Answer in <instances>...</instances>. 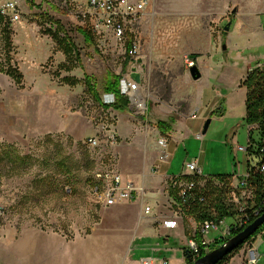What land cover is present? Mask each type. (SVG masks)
I'll use <instances>...</instances> for the list:
<instances>
[{
  "label": "rangeland",
  "instance_id": "1",
  "mask_svg": "<svg viewBox=\"0 0 264 264\" xmlns=\"http://www.w3.org/2000/svg\"><path fill=\"white\" fill-rule=\"evenodd\" d=\"M18 1L21 22L7 25L0 18V264L5 255L4 231L29 227L67 238L69 263L80 264L84 250L78 251L76 245L90 240L93 231L111 218L110 209L100 207L92 194V177L105 170L126 175L122 164L130 162L129 145L136 140L132 122L141 129V139L136 141L142 145L151 128L134 104L129 106V121L123 112L118 115L112 107L95 102L83 81L87 74L94 76L103 102L114 103L115 95L105 93L104 87L108 72L123 77L129 70V39L139 44L133 59L143 70L140 97L134 95L135 90L133 97L147 99L150 110L176 81L170 75L171 65L180 61L176 52L185 53L182 68L189 70L186 59L193 57L189 53H203L209 42L216 43L218 50L232 42L223 54V72L217 77L213 72L198 82L214 89L212 94L222 99L224 110L211 120L203 140L191 133L181 142L173 171L191 173L184 166L195 158L200 159L204 175L233 174L239 163L241 169L245 167L244 152L236 153L234 148L248 143L243 83L247 66L255 65L253 58L263 48H256V42L251 44L256 47H245L242 29L227 35L235 21V5L243 8L255 0H152L153 11L136 26L128 25L123 39L111 29L93 31L88 25L89 0ZM261 23L264 26V15ZM79 27L90 33L92 43L84 41ZM55 35H67L79 58L74 52L67 59ZM9 68L22 72L21 84L7 75ZM68 76L81 81L71 86L63 81ZM120 87L124 90L121 83ZM237 97L243 98L233 103ZM68 127L76 129L75 136ZM89 137H96L98 145L90 146ZM232 222L233 217H227L221 227ZM256 245L264 254V237L258 236ZM107 247L101 246L100 259ZM131 247L126 248L124 260Z\"/></svg>",
  "mask_w": 264,
  "mask_h": 264
},
{
  "label": "crops",
  "instance_id": "2",
  "mask_svg": "<svg viewBox=\"0 0 264 264\" xmlns=\"http://www.w3.org/2000/svg\"><path fill=\"white\" fill-rule=\"evenodd\" d=\"M235 7L238 8L237 11H234ZM235 7L233 8V13H236L235 21L227 36L236 33L237 29H242V41L245 47L263 48L261 54L254 57L253 61L255 63L263 61L264 26L261 23V16L264 15V0L252 1L243 8L240 4ZM153 9L154 3L145 15ZM252 42H256V46L251 45ZM231 46L232 42L228 41L226 48L221 47V50H218L216 43L209 42L206 43L203 53H189L196 59L197 66L202 72V77L198 80L190 76L189 70L182 68L185 53L176 52L175 57L180 58V61L172 64L170 68V75L176 81L171 84L170 93L159 98L154 109L150 110V103L146 99L148 113L144 117L148 119L151 130L147 132L146 141L142 145L141 142L136 141L141 139V129L136 128L132 122V136H135L136 140L129 147L131 146L133 154L130 156V162L122 164L126 176L145 189L144 200L152 207V211L145 215L144 206L139 199L116 203L113 206L99 204L100 207L110 209L111 218H108L101 228L93 231L90 240L76 245L78 251L84 250V257L80 260V264H141L142 259L146 257L153 258L155 264H165V260L168 261L167 264H188L191 255L188 252L187 240L200 220L195 213H191V216L188 215L186 218L175 217L174 211L180 208L179 191L190 179L191 173L174 172L173 159L178 146L184 139L191 137V133L199 139L198 135L202 134L206 120L208 118L214 120L221 114L217 113L216 109L220 107L222 99L212 94L214 89L211 86L209 89L207 82H198L204 76L208 79L213 72L216 77L219 72L220 74L223 72L225 69L223 54ZM250 63L247 66V73L252 64ZM243 87L246 90V106L248 90L246 86L243 85ZM241 99L233 98L232 102L239 103ZM223 110L222 108V112ZM115 112L118 115L122 114L119 110ZM123 113L130 121V112ZM158 121L171 123V130L163 134L156 126ZM134 129L137 130L136 135H133ZM69 130L73 136L76 135V129L68 127L67 131ZM202 136L204 139V134ZM158 137L159 140L166 138L169 141L166 149L162 147L159 140L157 142ZM164 151L169 152L171 156L165 162L160 161ZM210 178H213V175L203 174V178L198 183L204 186ZM215 183H217L216 180ZM160 216L168 217L176 224L167 227L161 223ZM223 230L225 227L212 231L211 237L218 238ZM1 242L5 253L1 258L3 264H70L69 242L67 238L57 233L43 232L41 229L31 227L22 228L19 231L15 228L4 231ZM105 244L108 246L107 251L100 259L99 251ZM130 244L131 251L124 260L126 248L130 247ZM97 246L98 249H96ZM260 254L261 259L257 264H264V254L261 252ZM225 264H247L246 250L241 248Z\"/></svg>",
  "mask_w": 264,
  "mask_h": 264
},
{
  "label": "built area",
  "instance_id": "3",
  "mask_svg": "<svg viewBox=\"0 0 264 264\" xmlns=\"http://www.w3.org/2000/svg\"><path fill=\"white\" fill-rule=\"evenodd\" d=\"M89 23L88 25L94 32H100L104 29H111L119 39H123L127 32V26H136L142 20L147 10L152 6V0H89ZM86 16V13H82ZM0 18H3L6 24L12 25L22 21V9L18 0H0ZM139 44L134 43L129 51L131 59L129 70L122 77L121 84L123 93L130 97L131 104L135 106L137 112L143 116L148 113V102L146 99H134L132 91L139 89L142 85L136 83L131 77L133 68L143 73L142 68L137 66V61L133 59L139 52ZM188 68L197 65L196 59L188 56L186 59ZM256 67L264 69V63L258 62L250 67L248 72L253 71ZM248 74V73H247ZM140 90V89H139ZM260 128L259 123L248 125L247 145H236L235 152H244L245 167L240 168V163L236 171L231 174L227 181H219V198L215 200L213 206L202 210L200 213L205 214V218L200 219L197 228L193 231L187 240L188 252L194 261L211 251L216 245L217 240L221 238H229L239 229H244L253 222L254 217H259L262 213L263 203L260 202L261 194L264 195V133L257 135V139L253 138L257 129ZM253 135V136H252ZM199 139H203L202 134L198 135ZM112 143L115 138H111ZM90 146H97L98 139L96 137L87 138ZM160 144L164 149L169 145L166 138L160 139ZM255 147L252 151V147ZM170 153L164 151L160 156V161H168ZM186 169L190 170L191 175L203 177V168L199 158L192 159L185 163ZM259 175L262 179H259ZM214 179L211 178V180ZM216 179H214L215 182ZM216 185H218L216 183ZM91 191L99 204L113 206L116 203L124 201L141 200L145 215L152 211V207L148 205L144 197L146 191L138 185L132 178L116 171H98L92 177ZM206 192L203 186L194 179H188L185 185L179 191L178 200L180 208L174 211L176 218H186L191 216V209L197 204L206 203ZM264 202V201H263ZM218 205V206H217ZM220 210L225 211L223 217L219 216ZM193 213V212H192ZM229 213L233 217V222L225 226L218 238L211 237V232L219 230L221 225L225 223ZM160 221L167 227L175 225L176 222L168 217L160 216ZM264 236V226H262L249 241L246 249V263L257 264L261 259L259 246L256 245L257 237ZM168 263L167 260L164 261ZM141 264H155L154 259L150 257L143 258Z\"/></svg>",
  "mask_w": 264,
  "mask_h": 264
},
{
  "label": "trees",
  "instance_id": "4",
  "mask_svg": "<svg viewBox=\"0 0 264 264\" xmlns=\"http://www.w3.org/2000/svg\"><path fill=\"white\" fill-rule=\"evenodd\" d=\"M7 25H9V24H7ZM60 27H61V29H63L62 26H60ZM78 32H80L81 36L84 38V41L87 44L92 43V37H91L90 33L86 32L84 29H82L80 27L78 28ZM55 36L58 38L57 39L58 42L61 43V48H62L64 54L66 55L67 59L72 57V55L74 54L75 51H74V48H73L74 45L71 42V39L67 35H65L64 38H61L58 35H55ZM127 45H128V53H127L126 59L128 62L131 59L129 51L133 47L132 39H131V41H130V39L127 40ZM74 55H75L76 59L79 58L77 52H75ZM259 62L264 63V60L259 61ZM257 63H255V64H257ZM15 68H9L6 71V73L10 77H12L16 81V83L21 84L22 80L24 79V76L19 69L17 70ZM68 70H69V68H68ZM70 70H71V68H70ZM121 80H122L121 75H118V74L113 73V72H108L104 91H105V93L115 95L116 100L112 104H105L103 102L102 94L98 88L97 81H96L94 76H91L88 74L85 75L83 83L85 84L86 93H88L95 102H97L103 106H106L108 108L112 107L115 110H119L122 112H129L130 111L129 106H130L131 100L127 94H125L121 91V87H120ZM63 81L66 84H69L71 86H75L78 83H80L81 80L77 79L74 76H72V77L68 76V77H64ZM243 85L246 86V88L248 90L247 102H246V106H247L246 123H247V125L253 124V123H259L260 124V128L257 129V132H255L254 136L252 135L253 138L256 140L257 135L264 133V69L256 67L255 69H253V71L248 72ZM156 126L159 128V130L163 134H165L171 130V123L166 122V121H158ZM254 149H255V147L253 146L252 151H254ZM70 176H72L71 172H70ZM230 176H231V174H221V175L214 176V179H216L218 185H216V183L214 182V179L211 180V178H210L206 181L205 185L203 186V190L206 192V195H207L206 196L207 197L206 203L197 204L194 208L191 209V213L193 212V213L197 214L199 220L205 218V216H206L205 214L202 215L200 212L204 209H208L210 206H213V204L215 203V200L217 198H219V191L221 189L219 187V183H220L219 181H222V182L227 181ZM189 178L194 179L196 182H199L203 177L190 175ZM258 178L262 179V177L260 175ZM262 181H263V179H262ZM263 183H264V181H263ZM69 189H70V192L73 191V189L71 187ZM259 199H260V202L264 204V202H263L264 201V195L261 194ZM263 212H264V205L262 208V213ZM223 215H225V211L220 210L219 216L223 217ZM226 215L228 217H232L229 213H226ZM255 219H256V217H254V220ZM241 230H243V229H239L237 232H234L233 235H236ZM227 239L228 238H221V239L217 240L214 248L217 247L218 245L222 244L223 242H225ZM250 239H248V241ZM243 246L244 245H241L235 252L229 254L227 257H225L218 264L227 263L236 252H238L241 248H243ZM194 262L195 261H194L193 257L190 256L188 259V264H194Z\"/></svg>",
  "mask_w": 264,
  "mask_h": 264
},
{
  "label": "water",
  "instance_id": "5",
  "mask_svg": "<svg viewBox=\"0 0 264 264\" xmlns=\"http://www.w3.org/2000/svg\"><path fill=\"white\" fill-rule=\"evenodd\" d=\"M238 8L235 7L234 11H237ZM226 30L229 29V26L225 27ZM190 76L194 80H198L202 77V72L197 65L189 69ZM131 77L136 81L137 84H143V75L136 68L132 69ZM217 113H222L221 106L216 109ZM211 118H208L204 124L202 134H206L208 131L209 125L211 123ZM264 225V213L257 217L252 223L246 226L243 230L238 232L236 235L229 237L225 242L213 248L208 253L204 254L197 260L194 264H218L229 254L235 252L241 245H244L248 239H250L257 231ZM264 237V236H263ZM190 255V253H189Z\"/></svg>",
  "mask_w": 264,
  "mask_h": 264
},
{
  "label": "bare ground",
  "instance_id": "6",
  "mask_svg": "<svg viewBox=\"0 0 264 264\" xmlns=\"http://www.w3.org/2000/svg\"><path fill=\"white\" fill-rule=\"evenodd\" d=\"M135 90V91H134ZM133 91H134V95H136V96H139L140 97V95L138 94V89H134Z\"/></svg>",
  "mask_w": 264,
  "mask_h": 264
}]
</instances>
